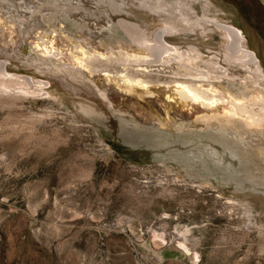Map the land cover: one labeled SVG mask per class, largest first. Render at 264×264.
I'll return each mask as SVG.
<instances>
[{
	"label": "rangeland",
	"instance_id": "1",
	"mask_svg": "<svg viewBox=\"0 0 264 264\" xmlns=\"http://www.w3.org/2000/svg\"><path fill=\"white\" fill-rule=\"evenodd\" d=\"M14 1L0 0L8 17H20L3 30L6 44L33 24L59 27L56 18L106 44L121 37L109 21L80 26L84 19L75 22L65 10L55 18L58 7L86 6L81 0H17L22 8ZM151 70L171 77L169 69ZM246 83L247 97L259 93L264 104V79ZM18 101L0 106V264H264V232L253 227L242 198L264 196L249 178L259 163L249 157L252 146L264 149L261 130H244V139L129 116L89 120L70 101L45 95ZM253 109L263 111L261 103ZM178 231L189 238V254L177 250Z\"/></svg>",
	"mask_w": 264,
	"mask_h": 264
},
{
	"label": "bare ground",
	"instance_id": "2",
	"mask_svg": "<svg viewBox=\"0 0 264 264\" xmlns=\"http://www.w3.org/2000/svg\"><path fill=\"white\" fill-rule=\"evenodd\" d=\"M47 1L52 4L59 0ZM81 1L89 8L52 7L55 18L57 12L62 14L65 10L75 22L77 17L84 19L80 26L89 21L102 25L109 21L120 31L117 42L97 41L101 37L95 39V33L84 31V26L71 30L64 19L56 18L60 28L51 23L55 27L40 26L36 30L33 24L29 33L23 30L29 35L23 34L21 40L16 37V43L6 44L3 30L10 22L17 25L20 17L14 13L13 19L8 17L9 9L0 7L1 107L15 106L27 95H45L56 102L70 101L77 115L85 119L129 116L130 120L145 124H181L198 130L206 127L244 139V130L249 128L264 134L261 94L255 93L249 99L244 90L247 81L264 79V41L232 4L223 0ZM256 1L264 6V0ZM16 2L11 4L20 8ZM23 20L28 23V19ZM71 21L68 24L72 25ZM8 62L13 63V71ZM118 66L124 69L119 70ZM155 67L165 73L169 69L171 77L162 80L151 70ZM226 80L229 85L223 84ZM260 103L263 111H254L253 106ZM257 149L252 146L249 155L259 160L255 175L249 178L258 179L257 185L264 187V149L260 147L259 153ZM242 198L245 208L252 209L247 215L254 217L250 220L253 227L264 232V196L249 191ZM177 236V250L192 252L186 233L178 231Z\"/></svg>",
	"mask_w": 264,
	"mask_h": 264
},
{
	"label": "water",
	"instance_id": "3",
	"mask_svg": "<svg viewBox=\"0 0 264 264\" xmlns=\"http://www.w3.org/2000/svg\"><path fill=\"white\" fill-rule=\"evenodd\" d=\"M232 4L231 6L239 13V15L250 24V26L255 30V32L264 41V6L257 3L256 0L253 2L250 0H223ZM245 3L248 7L245 9L241 4ZM257 7H255V6ZM253 6L255 8H253Z\"/></svg>",
	"mask_w": 264,
	"mask_h": 264
}]
</instances>
